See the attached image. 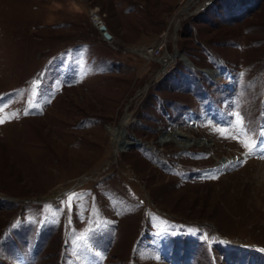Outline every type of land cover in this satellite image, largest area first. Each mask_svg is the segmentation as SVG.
Returning a JSON list of instances; mask_svg holds the SVG:
<instances>
[{"label":"rangeland","instance_id":"rangeland-1","mask_svg":"<svg viewBox=\"0 0 264 264\" xmlns=\"http://www.w3.org/2000/svg\"><path fill=\"white\" fill-rule=\"evenodd\" d=\"M235 113L264 129V0H0V264H264Z\"/></svg>","mask_w":264,"mask_h":264},{"label":"snow or ice","instance_id":"snow-or-ice-1","mask_svg":"<svg viewBox=\"0 0 264 264\" xmlns=\"http://www.w3.org/2000/svg\"><path fill=\"white\" fill-rule=\"evenodd\" d=\"M41 84L40 80L33 81V92L32 97L33 99L30 101L33 106H35V100L34 97L39 94V85ZM50 102V101H49ZM30 110L25 111V115L29 114ZM234 115V121L235 125H228L225 129H217L220 131L221 135L224 136V138H231V139H238V141L242 144L243 147L247 148L246 155H252L257 150L258 146L264 145V129H261L259 134H251L248 135V130L243 127V119L240 116L239 113H235ZM5 123V120L0 118V124ZM238 127V132L248 136L247 139L240 140L238 135L233 134L232 132L228 131V129H231L232 127ZM259 151L262 155H264V148H259ZM243 163V161H241ZM208 178L216 179L218 178L215 174H206ZM77 194H71L68 197V200L71 201L73 197H75ZM54 215V213H53ZM205 238L207 239V235H205Z\"/></svg>","mask_w":264,"mask_h":264},{"label":"bare ground","instance_id":"bare-ground-1","mask_svg":"<svg viewBox=\"0 0 264 264\" xmlns=\"http://www.w3.org/2000/svg\"><path fill=\"white\" fill-rule=\"evenodd\" d=\"M167 57L169 59L166 61L167 63L164 64V66L166 68L173 65L172 60H174L176 58V56H175V54H170ZM127 123L128 122H126L125 125H127ZM180 129L181 128L179 127V129L171 131L163 140H165L166 142H169V141L176 142L181 147H189V146H193V145H195V146H202V145L209 146L210 145L209 144L210 140H208L207 138L196 139L195 137L190 136L189 134H187L186 132H184L183 130H180ZM120 131H122L125 134V132H124L125 129H121ZM120 131L119 132H118V130L114 131V134H115L114 137L116 140L120 138L119 137L120 135L124 136L122 133H120ZM122 136H121V138L123 139ZM135 144H139V143L137 141L131 140V139L127 138L126 136H124L123 147H128V146H132ZM222 162L225 163V162H227V160L224 159Z\"/></svg>","mask_w":264,"mask_h":264},{"label":"built area","instance_id":"built-area-1","mask_svg":"<svg viewBox=\"0 0 264 264\" xmlns=\"http://www.w3.org/2000/svg\"><path fill=\"white\" fill-rule=\"evenodd\" d=\"M101 28V27H100ZM100 31L101 32H103L102 34H103V36H104V38L106 39V40H111L112 39V36L108 33V30H107V28H101L100 29ZM152 52V51H151ZM153 54V52L151 53V55Z\"/></svg>","mask_w":264,"mask_h":264},{"label":"water","instance_id":"water-1","mask_svg":"<svg viewBox=\"0 0 264 264\" xmlns=\"http://www.w3.org/2000/svg\"><path fill=\"white\" fill-rule=\"evenodd\" d=\"M206 5H208V2L204 4V6H206ZM204 6H203V7H204Z\"/></svg>","mask_w":264,"mask_h":264}]
</instances>
